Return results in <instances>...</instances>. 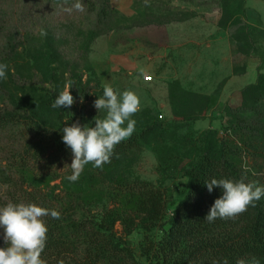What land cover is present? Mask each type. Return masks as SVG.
Returning a JSON list of instances; mask_svg holds the SVG:
<instances>
[{"label":"trees","instance_id":"1","mask_svg":"<svg viewBox=\"0 0 264 264\" xmlns=\"http://www.w3.org/2000/svg\"><path fill=\"white\" fill-rule=\"evenodd\" d=\"M231 1L209 2L218 4L219 26L230 31L235 56L240 18L245 19V26L253 28L243 27L253 49L257 44L253 31L264 32V28L261 17L250 19L247 16L246 0L229 13ZM81 2L84 12L73 10L69 13L64 9L70 8L75 0H68L67 4L63 0H7V24L12 31L7 39V65L11 74L10 78L7 76V99L2 91L6 81L0 80V142L7 146L5 156L8 160L7 166H0V181L7 188L3 206L9 202L35 203L60 213L59 219L43 217L48 228L42 253L46 264H140L126 238L137 229L145 232L142 250L149 264H237L240 259L246 264H251L253 259L264 264V197L255 207L249 206L246 212L233 219L205 220L214 201L222 195L218 187L210 193L205 182L213 178L243 179L245 183L264 186L256 179L253 169L245 170L236 163L227 138L230 135L237 139L244 156L264 155L263 71L258 72L256 83L243 88L241 104L228 109L232 118L226 131L218 128L207 131L199 157L185 169L186 190L170 214L166 191L152 181L131 177L124 167L127 161L141 155L144 141L151 131L162 129L161 124L154 123L134 132L119 143L111 162L102 170L90 163L78 181H68L73 156L62 141L64 115L50 105L48 109L60 114L57 122L46 118L35 106L17 105L13 90L8 89L21 77L17 62L19 51L17 47H10V42L12 35L18 39L37 35L43 29L49 36L48 45L55 57L63 60V52L56 46L59 32H75L85 18L86 31L93 40L105 34L111 24L122 17L113 0ZM151 16L164 25L191 17ZM239 51L246 57L254 56L251 51ZM11 62L18 67L15 74L11 73ZM245 70L246 64L239 68L236 63V73ZM170 86L173 105L181 94L192 97L193 105H205L202 107L205 110L213 105L215 94L184 89L179 81ZM46 103L51 104L52 100L48 98ZM157 228L162 232L159 236L154 233Z\"/></svg>","mask_w":264,"mask_h":264},{"label":"rangeland","instance_id":"2","mask_svg":"<svg viewBox=\"0 0 264 264\" xmlns=\"http://www.w3.org/2000/svg\"><path fill=\"white\" fill-rule=\"evenodd\" d=\"M209 1L113 0L114 5L121 11L122 17L119 16L105 34H100L91 40L89 32L86 31L85 18L81 19L82 25L75 28V32L74 30L59 32L56 46L63 52V60H58L49 47L48 34L41 36L39 32L37 35L18 39L12 35L10 47L18 48L17 62L20 64L21 77L17 83L13 82L8 90H13V98L17 105L25 108L35 106L46 118L58 122L60 114L53 113L48 107L54 103L55 95H59L65 83L69 80L73 81L70 92L74 97V104L70 108H57L64 115V127L76 122L82 126L91 127L94 126L95 118L105 116L104 110L98 111L94 107V101L103 95L105 84H110L118 93L124 90L134 91L140 98V110L132 117L136 121L135 132L154 123L161 124L162 129L151 131L144 141V150L141 155L137 159L127 161L124 167L131 177L138 176L152 181L166 191L170 203L168 212L170 214L175 203L180 200L186 190L188 177L185 175V169L199 157L207 131L210 128L226 131L229 119L232 118L228 109L239 104L229 101L221 102L220 93H217L214 96L213 105H208L210 107L206 110L202 108L205 105H193V98L184 94L177 96L174 100L176 105H173L169 93L170 82L156 78L148 65L146 66V60H144L143 69L133 68L134 75L128 73L131 69L129 67H126L128 70L118 68L117 71L115 68V71L111 73L113 66L111 67V63L104 58V50L107 46L116 48L119 45H128L131 49L140 51L141 54L152 55L151 52L165 42V32L161 30L164 23H159L151 15L164 14L167 18H183L202 14L213 20L217 14L220 16L221 13L218 4ZM244 1L232 0L229 13L236 10L237 6ZM251 10L254 11V9ZM257 10H260L259 7ZM240 20L241 24L236 32L238 40L234 48L236 63L239 68L246 64V69H251L255 67L254 61H256L258 65L256 69L253 68V71H259L264 62V32L253 31L257 43L253 49L252 41L248 40V35L244 32L245 27L250 30L253 28L244 25L245 19L240 18ZM11 31L7 24V0H0V63L7 64V39ZM239 50L251 51L256 56V60L251 59L248 65V61L243 56L245 54L239 53ZM10 67L12 74L17 73L18 67L14 62H11ZM6 74L10 78L9 70ZM250 77L249 84L256 83L258 73ZM4 81L6 82H3L5 87H2V91L7 99V79ZM48 98L52 100L51 104L46 103ZM0 103L2 104L1 98ZM61 132L63 133L62 130ZM227 138L236 163L242 168L253 169L256 179L264 184V155L253 153L244 156L237 139L230 135ZM238 138L241 139V137ZM5 149H7L6 144L0 142V166L8 164ZM6 199L7 188L0 181V207ZM169 214L166 219L169 218ZM2 232L3 230L0 229V247L5 246ZM154 233L159 236L162 232L157 228ZM144 235L145 232L142 229H137L126 238L138 262L149 264L142 250Z\"/></svg>","mask_w":264,"mask_h":264},{"label":"clouds","instance_id":"3","mask_svg":"<svg viewBox=\"0 0 264 264\" xmlns=\"http://www.w3.org/2000/svg\"><path fill=\"white\" fill-rule=\"evenodd\" d=\"M67 2L63 0L64 4ZM64 10L84 12L85 8L81 0H75L70 8ZM40 35L46 36L47 32L41 29ZM7 70L8 65L0 63V80L7 79ZM71 88L72 81L69 80L51 107L70 108L75 102ZM94 107L106 113L103 118H95L94 126H82L76 122L62 129V141L71 149L73 156L70 164L72 174L67 177L69 182L78 181L90 163L102 170L106 163L111 162L116 146L135 132L136 121L132 117L140 110V98L134 91L118 93L110 84H105L103 95L94 101ZM205 184L210 193L214 187L222 189V195L214 201L205 217L208 222L218 218L233 219L246 212L249 206L255 207L256 202L264 197V186L256 182L245 183L243 179L213 178ZM46 216L59 219L60 213L35 203L9 202L0 207V229L3 230L5 245L0 247V264H46L42 259L48 233L43 220ZM237 264H246V261L240 259ZM251 264L259 262L253 259Z\"/></svg>","mask_w":264,"mask_h":264},{"label":"crops","instance_id":"4","mask_svg":"<svg viewBox=\"0 0 264 264\" xmlns=\"http://www.w3.org/2000/svg\"><path fill=\"white\" fill-rule=\"evenodd\" d=\"M246 4L247 16L250 19L261 17L264 28V0H247ZM219 18L218 14L213 20L196 14L185 20L165 24L161 28L165 32V42L157 46L151 52L152 55L141 54L128 45H119L116 48L107 46L104 58L113 66L111 73L118 68L129 67L131 69L126 70L134 75L133 68L143 69L146 60L151 73L156 78L170 82V85L179 81L184 89L205 94L220 93L221 102L240 104L243 88L249 84L252 74L264 72V62L259 71H253L258 65L254 61L255 67L236 73L231 34L229 30L219 26ZM156 33L158 34V29ZM243 56L248 65L251 59L256 60V56ZM149 76L153 78L152 75ZM169 93L171 98V89Z\"/></svg>","mask_w":264,"mask_h":264}]
</instances>
